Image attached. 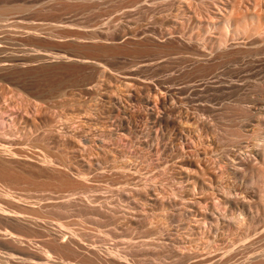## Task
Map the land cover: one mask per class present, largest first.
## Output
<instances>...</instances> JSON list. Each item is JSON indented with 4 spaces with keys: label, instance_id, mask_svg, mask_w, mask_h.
Wrapping results in <instances>:
<instances>
[{
    "label": "rangeland",
    "instance_id": "rangeland-1",
    "mask_svg": "<svg viewBox=\"0 0 264 264\" xmlns=\"http://www.w3.org/2000/svg\"><path fill=\"white\" fill-rule=\"evenodd\" d=\"M119 1L0 0V60L25 59L0 73V250L64 264H263L264 68H240L260 63L246 58L208 76L171 47L205 34L197 12L212 0ZM69 239L75 253L60 247Z\"/></svg>",
    "mask_w": 264,
    "mask_h": 264
},
{
    "label": "bare ground",
    "instance_id": "bare-ground-1",
    "mask_svg": "<svg viewBox=\"0 0 264 264\" xmlns=\"http://www.w3.org/2000/svg\"><path fill=\"white\" fill-rule=\"evenodd\" d=\"M70 1V0H69ZM119 1V0H118ZM124 1V0H123ZM129 1H131V0H129ZM129 1H126V2H129ZM178 1V0H177ZM184 1V3H185V0H183ZM189 1V0H188ZM196 1V0H195ZM194 0L192 1L193 3H195V4H197L198 3V1L197 2H195ZM120 2V1H119ZM138 2V1H137ZM202 2H203V0H202ZM204 2H206V0L204 1ZM93 3V2H92ZM121 3H123V2H121ZM183 3V2H182ZM181 3V4H182ZM188 3V2H187ZM129 4V3H128ZM135 4V3H134ZM133 3H132V5H134ZM139 4V3H138ZM190 4V3H189ZM202 4V3H201ZM201 4H200V6H201ZM204 4L205 3H203V6H204ZM207 4V3H206ZM212 6L210 5V6H206L205 7V9H203V11H201V12H197L198 14V16H200L201 17V21L199 20V18L197 19L201 24H203V25H205V28H204V33L206 34H204L205 35V37H204V35L203 36H200L199 35V37H194L195 39H193V37L191 38L189 35H188V37H190V39L186 36L185 37V34H183V36H184V38L186 39V38H188V41L186 42V44L184 45V46H182V45H180V44H177V43H174V45L175 46H171V47H174L173 49H177V51L179 52V50H180V53H181V50H184V52H187V53H185L186 55L188 54V55H191V57L193 56L196 60H203L204 61V63L203 62H201V63H203V64H201L200 63V65H201V68H203V70L205 69V70H208L207 71V73L210 71V73L212 74V71L214 70V72L216 71L215 69L219 66V63L221 64H223V63H236V64H238V62H240V61H242V60H245L246 58H255V59H258L259 60V62L260 63H257V65L256 64H254V62L253 63H248V64H244V63H241L242 64V66L240 67V68H244V67H246V68H249V66L250 67H255V70H256V66H260V67H262V69L264 68V0H212ZM7 5V4H6ZM13 5V4H12ZM51 5V4H50ZM55 5V4H54ZM53 5V6H54ZM117 5V4H116ZM130 5V4H129ZM162 5V4H161ZM9 6H11V5H9ZM9 6H6V7H9ZM17 6V5H16ZM20 6H22L23 7V5H20ZM117 6H119V5H117ZM122 6H126L125 4L123 5L122 4ZM183 6H186V5H183ZM197 6H199V5H197ZM1 7V6H0ZM5 7V6H4ZM4 7H2L1 9H0V15L1 16H3V17H5V15H6V13H8V11H10V8H4ZM12 7V6H11ZM22 7H15V8H19V10L20 11H25V10H21L20 8H22ZM32 6H30V8H31ZM74 7V6H73ZM14 7L13 8H11V9H13V11L15 12L17 9H15ZM26 9V6L24 5V7H23V9ZM53 8V7H52ZM56 8V7H55ZM76 8H78L77 6H76ZM188 8H190V7H188ZM198 8V7H197ZM33 9V8H32ZM74 9H75V7H74ZM191 9V8H190ZM201 9V10H202ZM28 10V9H27ZM70 10V9H69ZM76 10V9H75ZM80 10V9H79ZM192 10V9H191ZM13 11H11L12 13H13ZM18 11V10H17ZM32 11V10H31ZM50 11V10H49ZM53 11V10H52ZM10 13L11 15H13V14H15V13ZM18 13H22V12H18ZM49 13V12H48ZM9 14V13H8ZM0 16V17H1ZM7 16V15H6ZM3 17H1V18H3ZM59 18V17H58ZM4 19H7V18H4ZM2 19H0V22H2L1 21ZM8 20H9V18L6 20V22H8ZM10 22V21H9ZM8 22V23H9ZM113 22V21H112ZM3 23H5V21L4 22H2L1 24H2V26H4L3 25ZM15 22H13L12 24H10V26H8V28H10L11 29V25H12V27L13 26H15L16 25V23L14 24ZM107 24V23H106ZM114 24V23H113ZM19 25V24H18ZM21 25V24H20ZM1 26V27H2ZM28 26H30V25H28ZM28 26H26V27H24V25H23V23H22V28L24 27V28H27ZM67 26V25H66ZM5 27H7V25L5 26ZM5 27H2L3 29L5 28ZM16 27V26H15ZM19 27V29H22V28H20L21 26H18ZM17 27V28H18ZM54 27V26H53ZM7 28V29H8ZM29 28V29H28ZM27 29L28 30H30V27H28ZM13 29H15L14 27H13ZM2 30V29H1ZM9 30V29H8ZM28 30H27V32H26V34L28 33ZM34 30H36V31H38L37 29H34ZM40 30V29H39ZM50 30V29H49ZM7 30L5 29V31H3V33H5V34H7V32H6ZM15 31V33L16 34H21L22 32H18V31H16V30H14ZM20 31V30H19ZM32 31H33V29H32ZM182 31V30H181ZM181 31H180V33H181ZM1 32V31H0ZM52 32H54V31H52ZM51 32V33H52ZM102 32V31H101ZM104 32V31H103ZM108 32V31H107ZM111 32V31H110ZM11 33H12V30H11ZM10 32L8 33V35L9 34H11ZM35 33V32H34ZM33 32H32V34H34ZM57 33V32H56ZM55 33V34H56ZM68 32H66V34H67ZM80 33V32H79ZM184 33H186V32H184ZM1 34H2V32H1ZM4 34V35H5ZM14 34V33H13ZM31 34V33H30ZM32 34H31V37H32ZM38 34V33H37ZM36 34V35H37ZM53 34V33H52ZM54 34V35H55ZM60 34H63L64 35V33H61L60 32ZM59 34V35H60ZM3 35V34H2ZM15 35V34H14ZM23 35V34H22ZM25 35V34H24ZM53 35V36H54ZM63 35H61V36H63ZM67 35H70V33H68ZM91 35V34H90ZM116 35V34H115ZM176 35V34H175ZM180 35V34H179ZM179 35H177V36H179ZM187 35V34H186ZM195 35V34H194ZM28 36H30V35H27L26 37H28ZM44 36V35H43ZM52 36V37H53ZM57 36H58V34H57ZM60 36V37H61ZM70 36H72V35H70ZM77 37H80L78 34L76 35ZM81 36H85L84 37V40L86 39L87 40V36L88 35H84V34H81ZM182 36V35H181ZM197 36V35H196ZM34 37H36V36H33L32 38H34ZM66 37V36H65ZM87 37V38H86ZM90 37H92L93 38V36L91 35ZM105 37H107V36H104V39H106ZM134 37V36H133ZM145 37V36H144ZM172 37H173V35H172ZM176 36H174V38H175ZM180 37V36H179ZM179 37H177V38H175V39H178ZM209 37V38H208ZM42 38V37H41ZM50 38V37H49ZM54 38V37H53ZM59 38V36L58 37H56V39H58ZM67 38V37H66ZM74 38H76V37H74ZM83 38V37H82ZM183 38V37H182ZM184 38H183V40H184ZM23 39V38H22ZM25 40H27V38H24ZM23 39V40H24ZM28 39H30L31 40V42H32V39L29 37ZM71 39V38H70ZM77 39V38H76ZM78 39H81V38H78ZM89 39V38H88ZM91 39V38H90ZM89 39V40H90ZM98 39H99V37H98ZM103 39V38H102ZM103 39V40H104ZM108 39H110L109 37L106 39L107 41H108ZM164 39V38H163ZM172 39V38H171ZM211 39H213V41L214 40H217V44H218V49H216V47H215V49H216V51L214 52V50H213V52H212V46L211 45H209V44H211V43H208L207 44V42L205 43V44H207L208 46H206L205 44H204V42L205 41H208V40H210L211 41ZM23 40H21V41H23ZM24 40V41H25ZM46 40H48L47 38H46ZM72 40L75 42V40L72 38ZM83 39H81V41H82ZM93 40V39H92ZM116 39H114V41H115ZM179 40V39H178ZM181 40V39H180ZM243 41L242 43L240 42V41ZM27 41H29V40H27ZM45 41V40H44ZM100 41V40H99ZM110 41V40H109ZM114 41H112V42H114ZM172 41H173V39H172ZM177 41V40H176ZM184 41H186V40H184ZM209 41V42H210ZM31 42H29L28 44H30ZM63 42V41H62ZM88 42V41H87ZM104 42V41H103ZM167 42V41H166ZM240 42V43H239ZM51 43V42H50ZM76 43V42H75ZM86 43V42H85ZM97 43H98V41L95 43L96 45H97ZM169 43H170V41H169ZM172 44H173V42H171ZM216 43V42H215ZM42 44V43H41ZM89 44H91V43H89ZM94 44V45H95ZM100 44V43H99ZM104 44V43H103ZM108 44V43H107ZM116 44V43H115ZM168 44V43H167ZM44 45V44H43ZM84 45V43L82 44V46H80V48H78V51H80L79 49H82L83 50V46ZM93 45V46H94ZM116 45H118V44H116ZM163 45V44H162ZM170 45V44H169ZM26 46H27V44H26ZM38 46H40V45H38ZM38 46H34V47H38ZM45 47L47 46V45H44ZM89 46H92V45H89ZM104 46V45H103ZM109 46H111V45H108V47ZM157 46H159L158 44H157ZM209 46H211L210 48V50H211V52L209 51ZM44 47V48H45ZM85 47H86V45H85ZM106 47H107V45H106ZM113 47V46H112ZM135 47H137V46H134V48ZM167 47H168V45H167ZM214 47V46H213ZM27 48V47H26ZM40 48H43V47H40ZM43 48V49H44ZM48 48H49V45H48ZM95 48H96V46H95ZM94 47H93V49H95ZM118 48V47H117ZM120 48V47H119ZM123 48V47H122ZM128 48V47H127ZM133 48V49H134ZM141 48V47H140ZM140 48H138V52H139V49ZM145 48V47H144ZM143 48V49H144ZM157 48V47H156ZM38 49V48H37ZM50 49V48H49ZM85 49V48H84ZM92 49V53H93V51H97V50H93ZM97 49V48H96ZM143 49H142V51H143ZM147 49V48H146ZM159 49H161V48H159ZM172 49V48H171ZM45 50V49H44ZM74 50V49H73ZM77 50V49H76ZM88 50H90V49H88ZM109 50V49H108ZM114 50H116V49H114ZM119 50V49H118ZM117 50V51H118ZM125 51H126V49H124ZM46 51V50H45ZM75 51V50H74ZM77 51V52H78ZM99 51V50H98ZM122 51V50H121ZM124 51V52H125ZM141 51V50H140ZM142 51H141V53H142ZM161 51V50H160ZM169 50H167L166 51V53L168 52ZM172 51V50H171ZM173 51H175L176 52V50H173ZM22 52V51H21ZM33 52H34V50H33ZM91 52V51H90ZM103 52V51H102ZM105 52V51H104ZM103 52V53H104ZM111 51H109V53H110ZM112 52H114V51H112ZM123 52V51H122ZM133 52H134V50H133ZM136 53H137V51H135ZM134 52V53H135ZM19 53V52H18ZM26 53H27V51H26ZM30 53V52H29ZM67 53V52H66ZM81 54H82V52H80ZM140 53V52H139ZM138 53V54H139ZM161 53H163V52H161ZM169 53H170V51H169ZM173 53V52H172ZM171 53V54H172ZM34 54V53H33ZM79 55V54H77L78 55V57L79 56H82V55ZM94 54V53H93ZM100 54V53H99ZM115 54H117V53H114L113 55H115ZM179 54V53H178ZM181 54H184V53H181ZM22 55V54H21ZM31 55V54H30ZM40 55V54H39ZM62 55V54H61ZM95 55V54H94ZM98 54H96L95 56H97ZM108 55V54H107ZM110 55H111V53H110ZM125 55V54H124ZM177 55V54H176ZM185 55V56H186ZM20 56V55H19ZM23 56V55H22ZM22 56H21V58H22ZM84 56V55H83ZM82 56V57H83ZM101 56V58H102V55H100ZM112 56V55H111ZM116 56V55H115ZM55 57V56H54ZM62 57V56H61ZM70 57V56H69ZM99 57V56H98ZM187 57H190V56H187ZM215 57H217L218 58V60H219V62H217L216 60L215 61H213V59H216ZM3 58V57H2ZM17 58V57H16ZM56 58V57H55ZM58 58H59V56H58ZM63 58V57H62ZM74 58V57H73ZM80 58V57H79ZM94 58H97V57H94ZM66 59H67V57H66ZM65 59V60H66ZM69 59H71V58H69ZM82 59V58H81ZM86 59V58H85ZM85 59H83V60H85ZM100 59V58H99ZM192 60H194L195 61V59H193V58H191ZM27 61H28V59H26ZM41 60V59H40ZM56 60V59H55ZM59 60V59H58ZM64 60V59H63ZM97 60H98V58H97ZM22 61H25V59L23 58V59H17V60H0V73L2 74V73H8L10 70L11 71H13L12 70V68L13 67H17L19 64H20V62H22ZM72 61H74V60H72ZM206 61V62H205ZM77 62V61H76ZM74 62L75 64H78L79 62ZM80 62H83V61H80ZM196 62V61H195ZM257 61H255V63H256ZM68 63V62H67ZM66 63V64H67ZM85 63L87 64V63H89V64H94V63H92V62H90V61H85ZM199 63V62H198ZM24 64V63H23ZM73 64V63H72ZM80 64V63H79ZM83 64V63H82ZM89 64H87V65H89ZM195 64V63H194ZM63 65V67H64V64H62ZM85 65V64H84ZM83 65V66H84ZM199 65V64H198ZM197 64L195 65V66H198ZM199 65V66H200ZM25 66V65H24ZM24 66H22L23 68H24ZM66 66H68V65H66ZM80 66H81V64H80ZM90 66V65H89ZM198 66V67H199ZM26 67V66H25ZM37 67V66H36ZM71 67V66H70ZM74 67V66H73ZM82 67V66H81ZM42 68V67H41ZM50 68V67H49ZM61 68V67H60ZM64 68H66V67H64ZM63 68V69H64ZM90 68H93V67H90ZM56 69V68H55ZM58 69H59V67H58ZM62 69V70H63ZM193 69H195L196 70V72H198L197 70L199 69H196V68H193ZM245 69V68H244ZM16 70H18V69H16ZM23 70V69H22ZM51 70H54V69H51ZM50 70V71H51ZM73 71H75L74 70V68L72 69ZM82 70H84V69H82ZM102 70V69H101ZM45 71V70H44ZM49 71V72H50ZM65 71V70H64ZM67 71V70H66ZM87 71V70H86ZM194 71V70H193ZM200 71V70H199ZM258 71V70H257ZM257 71H255V72H257ZM14 72V71H13ZM55 72V71H54ZM58 72H59V70H58ZM79 72H82L81 70H79ZM95 73H96V71H94ZM202 72H206V71H202ZM245 72V71H244ZM255 72H254V74H255ZM260 72V71H259ZM16 73V72H15ZM61 73V72H60ZM74 73H76V72H73V73H71V74H68V76L69 75H72V74H74ZM104 73V72H103ZM201 73V72H200ZM206 73V74H207ZM248 73V72H247ZM246 73V74H247ZM1 74H0V80L1 81H3L4 80V77H6V76H1ZM49 74V73H48ZM65 74H67V72L65 73ZM82 74V73H81ZM86 74V73H85ZM88 74V73H87ZM192 74V73H191ZM202 74V73H201ZM214 74V73H213ZM254 74H251V76L253 75L254 76ZM31 75V74H30ZM75 75V74H74ZM77 75V74H76ZM75 75V76H76ZM203 75V74H202ZM205 75V74H204ZM18 76H20V75H18ZM49 76V75H48ZM55 76V75H54ZM62 76V75H61ZM82 75H80V77H81ZM208 76H209V73H208ZM244 76V75H243ZM243 76H242V78H243ZM14 77V76H13ZM78 76H76L75 78H77ZM206 77V76H205ZM247 77H249V76H247ZM259 77V76H258ZM60 78V77H59ZM63 78V77H62ZM79 78V77H78ZM77 78V79H78ZM246 78V77H245ZM257 78V77H256ZM3 79V80H2ZM6 79H7V77H6ZM5 79V80H6ZM13 79V78H12ZM18 79V78H17ZM24 79V78H23ZM86 79V78H85ZM261 79V78H260ZM26 80V79H25ZM28 80V79H27ZM251 80H254V79H250V81ZM24 81V80H23ZM244 81V80H243ZM254 81H256V80H254ZM258 81H259V79H258ZM22 82V81H21ZM63 82V81H62ZM76 82H77V80H76ZM257 82V81H256ZM261 82V81H260ZM6 83H7V80H6ZM34 83V82H33ZM67 83V82H66ZM70 83H71V81H70ZM78 83H80V82H78ZM239 83V82H238ZM14 84V83H13ZM18 84H21V83H18ZM74 84H76V83H74ZM88 84H90V83H88ZM244 84V83H243ZM37 85V84H36ZM232 85H236V84H232ZM258 85H264V83H258ZM22 86V85H21ZM24 86V85H23ZM40 86H43V85H40ZM77 86H78V84H77ZM87 86H89V85H87ZM95 86H96V84H95ZM98 86V85H97ZM240 86V85H239ZM45 87V86H44ZM49 86H47V88H48ZM232 87V86H231ZM42 88V87H41ZM52 88V87H51ZM95 88V87H94ZM96 88H99V87H96ZM157 88V87H156ZM93 89V88H92ZM41 90V89H40ZM49 90H51V89H49ZM52 90H54L53 88H52ZM51 90V91H52ZM160 90H161V87H160ZM261 90H262V88H261ZM47 91V90H46ZM50 91V92H51ZM156 91V95H157V93L159 92V87H158V90L156 89L155 90ZM155 93V92H154ZM169 93V92H168ZM36 94V93H35ZM169 95V94H168ZM242 111V110H241ZM238 112V111H237ZM243 112V111H242ZM4 114V113H3ZM164 118V117H163ZM156 119V118H155ZM159 119V118H158ZM237 119V118H236ZM161 121V120H160ZM163 122H164V119H163ZM162 122V123H163ZM160 124H161V122H160ZM161 126H163V125H161ZM160 130V129H159ZM150 139V138H149ZM155 140V139H154ZM148 144H149V142H148ZM249 156V155H248ZM246 160V159H245ZM253 160V159H252ZM257 160V159H256ZM244 161V160H243ZM242 161V162H243ZM258 161V160H257ZM262 161V160H261ZM254 163L256 162L255 160L253 161ZM259 162V161H258ZM248 163V162H247ZM260 163V162H259ZM262 168V167H261ZM263 169V168H262ZM264 171V170H263ZM262 173V172H261ZM234 200V199H233ZM0 206H2V205H0ZM7 207V206H6ZM2 208H4V207H2ZM1 208V209H2ZM11 210V209H10ZM7 211H9V209H7L6 210V208L4 209V212L6 213ZM9 212H12V211H9ZM8 212V213H9ZM14 213H15V211H13ZM205 212V211H204ZM207 212V211H206ZM205 212V213H206ZM10 214H12V213H10ZM10 214H8V215H10ZM204 214V213H203ZM209 214V213H208ZM213 214V213H212ZM211 214V215H212ZM210 215V214H209ZM215 215V214H214ZM214 215H212V216H214ZM17 216V215H16ZM206 216H208V215H206ZM14 218V217H13ZM16 218V217H15ZM18 218V217H17ZM233 218H235V217H233ZM7 219V218H6ZM10 219V218H9ZM8 219V220H9ZM20 219V218H19ZM204 219V218H203ZM202 219V220H203ZM206 219V218H205ZM205 219H204V221H205ZM211 219V218H210ZM215 218H212V220H214ZM207 220V219H206ZM209 221V220H208ZM217 221V220H216ZM9 222V221H8ZM207 222V221H206ZM210 222V221H209ZM211 223H212V221H211ZM216 223V222H215ZM3 230H5V229H2V232H4ZM1 232V233H2ZM13 238V235H12V232H10V231H8V230H6L5 232H4V240L5 239H12ZM24 238V237H23ZM26 238V237H25ZM16 239H17V237H16ZM27 239V238H26ZM22 240H24V239H22ZM15 242H17V243H20L21 244V241H17V240H15ZM58 242V241H57ZM32 244V243H31ZM76 244H78L77 243V241L75 240V239H69V240H66V243H62L61 244V248H63V249H67V250H69V251H72L73 253H75V250H74V248L77 246ZM27 245V244H26ZM76 245V246H75ZM19 246V245H18ZM29 246V245H28ZM28 246H26V247H28ZM3 247H5V246H3ZM21 247V246H20ZM25 247V248H26ZM29 247H32V246H29ZM28 247V248H29ZM37 248V247H36ZM60 248V249H61ZM103 248V247H102ZM0 249H2V247L0 246ZM32 249V248H31ZM33 249H35V248H33ZM94 249V248H93ZM97 249H99V248H97ZM116 248H113L112 250H115ZM23 250H24V248H23ZM25 250H27V249H25ZM35 250H37V249H35ZM41 250V249H40ZM46 250V249H45ZM79 250V249H78ZM96 250V249H95ZM94 250V251H95ZM104 250V249H103ZM103 250H102V254H103ZM105 250H107V249H105ZM48 251V250H47ZM52 251V250H51ZM80 251V250H79ZM83 251H85V250H83ZM98 251H100V250H97V252ZM108 251V250H107ZM6 252V253H5ZM5 252H3V250L1 251L0 250V264H64V263H62V261L61 260H63V259H61V260H58L59 262H56V261H54L55 259V257H53L52 255V257L51 256H49V259L48 260H45V261H43V262H36V261H29L28 259H20V258H15L13 255V253L12 254H10L9 252L7 253V251H5ZM42 252H44V251H42ZM88 252H90L89 250H88ZM87 252V253H88ZM93 252V251H92ZM114 252V251H113ZM116 253L118 252V250H116L115 251ZM122 252V251H121ZM237 252V251H236ZM46 253V252H45ZM80 253V252H79ZM86 253V252H85ZM86 253V254H87ZM99 253V252H98ZM106 255H107V253H106V251L104 252ZM110 253V252H109ZM109 253H108V256H110L109 255ZM112 253V252H111ZM91 254L92 253H90V256H91ZM101 254V253H100ZM114 254V253H113ZM112 254V255H113ZM118 254H120V251L118 252ZM231 254H233V253H231ZM236 254V253H235ZM234 254V255H235ZM46 255H47V253H46ZM125 255V254H124ZM127 255V254H126ZM126 255L125 256H123L124 258L126 257ZM228 255H230V254H228ZM233 255V256H234ZM76 256V255H75ZM92 256H93V254H92ZM91 256V257H92ZM95 256V255H94ZM94 256H93V258H94ZM115 256V255H114ZM114 256H112V257H114ZM118 256H120V255H118ZM117 256V257H118ZM129 256H130V254H129ZM214 256H216L217 257V255H214ZM90 257V258H91ZM96 257V256H95ZM112 257H111V259H112ZM196 257V256H195ZM194 257V258H195ZM209 257H210V255H209ZM221 257H222V255H221ZM221 257L219 258V255H218V257L217 258H219L220 259V261H222V259H223V257H222V259H221ZM230 257H232V255L230 256ZM230 257H229V259H230ZM236 259H237V255L236 256H234ZM54 260H53V259ZM60 257H58L57 259H59ZM61 258H63V257H61ZM78 258V257H77ZM102 258V257H101ZM104 258V257H103ZM102 258V259H103ZM115 258V257H114ZM190 258H193L192 256H190ZM202 258H204V256L202 257ZM216 258V259H217ZM235 258H233V259H235ZM14 261H13V260ZM118 259H123L122 257L121 258H118ZM128 259H130V258H128ZM132 259V258H131ZM198 259V258H197ZM205 259V258H204ZM214 259V258H213ZM240 259L242 260V258L240 257ZM262 259H264V258H262ZM261 259V260H262ZM16 260V261H15ZM91 260V259H90ZM96 260H98V259H96ZM105 260V259H104ZM107 260H108V258H107ZM113 260V259H112ZM111 260V261H112ZM124 260H126V261H128L127 260V258L126 259H124ZM123 260V261H124ZM203 260V259H202ZM79 261V260H78ZM85 261V260H84ZM114 261V260H113ZM112 261V262H113ZM126 261H125V263H126ZM219 261V262H220ZM225 261V260H224ZM230 261V260H229ZM235 261V260H234ZM238 261V260H237ZM263 261V260H262ZM64 262V261H63ZM98 262H100L99 264H104V263H101V261H99L98 260ZM120 262V261H119ZM130 262V261H129ZM128 262V264H131V263H129ZM203 262V261H202ZM214 262V261H213ZM239 262H240V260H239ZM259 262H261V261H259ZM264 262V261H263ZM74 263V262H73ZM97 263V262H96ZM110 263V262H109ZM114 263V262H113ZM112 263V264H113ZM124 263V262H123ZM198 263V262H197ZM225 263V262H224ZM223 263V264H224ZM234 263V262H233ZM236 263V262H235ZM262 263V262H261ZM66 264V263H65ZM78 264H80V263H78ZM81 264H83V263H81ZM86 264V263H85ZM89 264V263H88ZM95 264V263H94ZM222 264V263H221ZM225 264H228V262L227 263H225ZM264 264V263H263Z\"/></svg>",
    "mask_w": 264,
    "mask_h": 264
}]
</instances>
